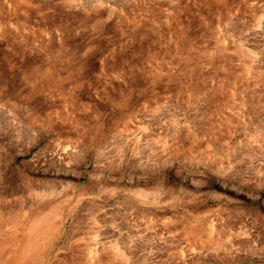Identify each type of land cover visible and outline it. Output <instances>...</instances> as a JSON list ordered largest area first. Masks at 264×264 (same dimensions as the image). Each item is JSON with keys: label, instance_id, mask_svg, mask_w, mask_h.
<instances>
[{"label": "rangeland", "instance_id": "obj_1", "mask_svg": "<svg viewBox=\"0 0 264 264\" xmlns=\"http://www.w3.org/2000/svg\"><path fill=\"white\" fill-rule=\"evenodd\" d=\"M0 264H264V0H0Z\"/></svg>", "mask_w": 264, "mask_h": 264}, {"label": "bare ground", "instance_id": "obj_2", "mask_svg": "<svg viewBox=\"0 0 264 264\" xmlns=\"http://www.w3.org/2000/svg\"><path fill=\"white\" fill-rule=\"evenodd\" d=\"M1 263H3V262H1Z\"/></svg>", "mask_w": 264, "mask_h": 264}]
</instances>
